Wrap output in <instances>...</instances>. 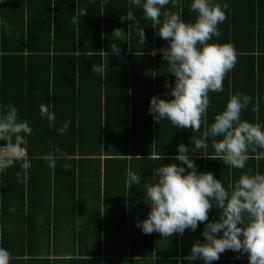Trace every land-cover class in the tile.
<instances>
[{"label": "trees", "instance_id": "trees-1", "mask_svg": "<svg viewBox=\"0 0 264 264\" xmlns=\"http://www.w3.org/2000/svg\"><path fill=\"white\" fill-rule=\"evenodd\" d=\"M213 2H226L230 7L225 10L227 19L218 25L221 36L209 43L232 44L236 63L223 80V92L209 93L210 106L200 132L195 133L176 128L168 120L158 124L149 114L151 97L172 99L165 82L174 87L175 77L167 73L168 65L159 51L155 56L149 54L152 49L167 47L168 41L154 35L158 29L143 18L142 9L132 6L144 28V44L139 42L135 22L120 21L128 11V0H79L87 11L78 23L72 22L76 0H0V111L13 104L19 119L27 121L32 129L24 146L31 161L27 182L17 181L16 173H22L19 163L0 173V247L10 253L17 250L11 254L12 259L25 250H30L33 257L39 233L47 248L50 233L73 232L69 224L56 219L59 209L69 207L73 218L82 219L80 227L85 222L89 227L86 232L96 235V254L114 256L107 262L205 264L202 259H184L197 240L204 242L205 224H199L195 232L186 229L183 235L171 237H161L157 232L146 235L136 225L150 211L144 185L155 182L153 170L168 163L187 170L186 165L173 159L179 154L180 144L189 147V157L198 172L213 173L226 188L249 168L264 174V159L257 160L254 154H250L253 158L245 169L237 170L202 156L204 149L197 150L201 154L191 152L195 150L191 138H200L210 127L214 116L226 108L230 93L252 98L242 110L241 120L260 123L264 128V0ZM182 3V19L193 22L196 14L190 11L191 0ZM168 10L177 9L169 5ZM117 28L121 29L119 37L113 36ZM113 43L119 45V56L112 52ZM101 50L109 55H101ZM131 58L147 59L150 70L139 73L133 65L130 67ZM93 65L105 67L103 78L92 72ZM40 103L49 104L55 112L53 127L41 117ZM64 121L69 122V128L61 134L57 129ZM3 143L0 141V145ZM208 145L207 154L214 155L211 137ZM54 148L60 151L55 167L50 168L43 157ZM159 154L163 158L154 159ZM129 170L141 177L139 184L129 186ZM10 205L15 208L13 217L19 216L26 228L13 226L17 218H10ZM19 207L27 211L18 213ZM221 211L213 204L209 221L217 220ZM33 216L45 221L33 227L35 223L29 222L36 221ZM29 232L33 237L29 235L28 241ZM75 232L83 236L78 226ZM13 233L16 239L7 246L4 236ZM79 246L81 251L83 245ZM212 264H248V257L229 250Z\"/></svg>", "mask_w": 264, "mask_h": 264}, {"label": "clouds", "instance_id": "clouds-1", "mask_svg": "<svg viewBox=\"0 0 264 264\" xmlns=\"http://www.w3.org/2000/svg\"><path fill=\"white\" fill-rule=\"evenodd\" d=\"M126 15L120 21L135 22L136 33L141 44L145 43L144 28L132 11L134 5L142 9L143 18L151 21V26L158 29L154 35L168 41L167 47L152 49L150 55L157 52L168 65V74L175 77L174 87L167 95L172 99L150 98L149 114L156 123L168 120L176 128L191 129L195 133L201 130L203 117L210 106V92H223V80L236 63L235 48L230 43H209L213 37L219 38L218 25L226 19L228 3H214L213 0H191L190 11L196 14L193 22L182 19V0H128ZM73 23H78L87 11L79 5ZM177 9L168 10V6ZM132 23L128 25L131 29ZM121 29L113 30V36L119 37ZM112 52L119 56V45H111ZM101 55L109 53L101 50ZM142 53H139L140 55ZM92 72L105 76L103 65H93ZM39 96V92H37ZM251 97L244 94H231L226 108L214 116V122L206 128L200 138H191L195 150L204 149L202 156L222 161L224 165L237 170L245 169L250 158L264 159V128L260 123L241 120V112L251 102ZM252 111H257L254 106ZM42 118L46 117L49 126L56 122V114L47 103L39 104ZM69 128L64 121L57 129L61 134ZM32 129L27 121L18 117V109L11 103L6 110L0 111V173L20 164L21 172L16 173L19 183H26L31 161L24 146ZM212 138L214 155H208V139ZM217 137H222L217 140ZM59 148L46 154L43 159L50 168H54ZM189 147L178 145L176 163L160 164L153 170L154 183L144 185V198L150 206L148 216L137 222L142 232L150 235L157 232L161 237H171L177 233L183 235L186 229L195 232L198 225L205 224L202 235L204 242L197 240L190 253L184 257L189 262L202 259L205 264H212L220 259L225 251L246 254L248 264H264V174L248 169L239 178L231 181L226 188L211 172H198L195 162L189 157ZM64 155V154H62ZM161 154L154 159L161 160ZM190 170V171H188ZM141 177L131 170L127 173V183L139 184ZM221 209L219 218L209 221V212L213 207ZM15 211V208H10ZM27 211V209H25ZM222 233V235H220ZM239 258V256L237 257ZM11 253L0 247V264H11Z\"/></svg>", "mask_w": 264, "mask_h": 264}, {"label": "crops", "instance_id": "crops-1", "mask_svg": "<svg viewBox=\"0 0 264 264\" xmlns=\"http://www.w3.org/2000/svg\"><path fill=\"white\" fill-rule=\"evenodd\" d=\"M262 81L263 80H261V82ZM262 84L264 85V83H262ZM244 86H246V83ZM12 205H14V203H12ZM11 207H13V206L10 205V208ZM60 208H61V206H60ZM19 209H20V207H19ZM25 209L26 208L23 207V209L22 210L20 209V211L18 213L25 212ZM57 213L60 215V217H57L56 219L58 221H60L61 223H64L65 225L69 224L68 227H69V229L72 228L73 232H71V231L68 233L60 232L59 234L55 233L53 235H51V233H50L49 237L47 239L51 240L57 244L56 246H52L51 248H49L50 247L49 244H48L47 248H43V247H45V245H44L45 238H44L42 233H39L38 235H40V238L36 242H39V241L40 242L35 244L36 250L33 251V252H35V253H33V257L29 256V255H31L30 250L29 251L25 250V251L20 252L18 254V255H20V257H16L15 259H11V264H59L60 261L61 262H67L66 264H114L113 262H107V260L115 259L114 256L105 257L103 254H100V253L96 254L95 251L97 249H96V245H94V241L96 240V238H95L96 235L92 234L90 232V230H87L88 232H86L85 229L86 228L89 229V227H86L85 222L83 224V228L80 227V222L82 219L73 218L71 216V211L69 210V207L67 209L66 208L59 209L57 211ZM13 214H16V213L13 211H10V218L11 219L17 218L15 221L13 220V223H14L13 226L18 227L19 229L26 228V225L25 224L23 225L20 217L19 216L13 217ZM61 216H62V218H61ZM33 218L36 221H33V220L29 221L31 223H35L33 227L38 228L40 223H43L45 221V218L43 220L40 217L36 218L35 216H33ZM10 223L11 222H9V224ZM11 224H10V227H11ZM77 226H78L79 235H80V229L83 230V236H78L76 234L75 228L77 229ZM69 229L68 230L66 229V231H69ZM5 233L11 234L9 232H5ZM30 234H32V232L27 233L28 241H29V235ZM4 237H6L5 243L7 246L12 245L13 240L15 241V239H16V238H14V233L10 236L5 235ZM30 237L32 238L33 235H30ZM69 242H71L73 244V246L68 244ZM20 244H21V241H20ZM78 245H83V248L81 249V251H79ZM21 247H23V245H21ZM82 250H83V252H82ZM16 252H17V250L11 254H15ZM153 259H155V258L153 257ZM72 260L73 261L82 260L84 262L74 263V262H72ZM115 264H118V262Z\"/></svg>", "mask_w": 264, "mask_h": 264}, {"label": "rangeland", "instance_id": "rangeland-1", "mask_svg": "<svg viewBox=\"0 0 264 264\" xmlns=\"http://www.w3.org/2000/svg\"><path fill=\"white\" fill-rule=\"evenodd\" d=\"M130 67L131 65H133V68L138 71L139 73H145L147 72L148 70H150V64H149V61L147 59H138V58H131L130 60ZM82 239V238H81ZM80 239V240H81ZM47 243L50 245L49 248H51L52 246H56L57 244L51 240H48ZM68 244L72 245L73 244L71 242H69ZM79 246V245H78ZM80 247V246H79ZM45 248V247H43ZM44 250V249H43ZM67 262H61L59 264H66ZM124 264V263H123Z\"/></svg>", "mask_w": 264, "mask_h": 264}]
</instances>
